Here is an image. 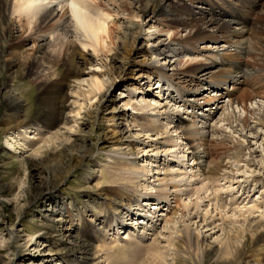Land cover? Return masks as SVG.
<instances>
[{
  "label": "bare ground",
  "instance_id": "obj_1",
  "mask_svg": "<svg viewBox=\"0 0 264 264\" xmlns=\"http://www.w3.org/2000/svg\"><path fill=\"white\" fill-rule=\"evenodd\" d=\"M197 1L200 4L192 7ZM258 1L77 0L80 7L69 8L70 0H0V26L5 37L7 34L11 36L3 57L6 74L15 77L14 74L20 72H16V69H20L23 56L17 53L31 43L33 52L29 55L34 56L33 61L37 63L35 76L50 83L49 113L43 115L41 120L28 116L21 119L22 99L17 97L12 86L4 82L0 84V90L7 89L6 92H9L8 105L13 109L4 131L8 137L10 131L17 133L13 138L19 137L24 144L32 145L33 140L42 139L45 131L59 125L58 131L50 134L49 138L50 142L58 143L55 149L63 150L67 138L58 137L60 129L70 134L77 125L85 124L81 112L89 100H98L97 105L91 108L95 107L99 112L104 101H114L110 100L108 92L114 78L124 71H119L121 67L115 66V54L119 52L112 42L113 30H117V26L113 28L115 22L124 25V32L120 31L123 32L124 42L129 40V36L142 37L146 41L143 60L148 69L143 74L146 75V87H138L136 83L130 86L126 84V88L119 93L125 97L124 107L113 105L108 112L110 116L105 117V121L110 122L108 125L112 128L114 144L107 152L108 157L101 162L100 158H96L92 163L102 166L104 170H113L117 175L113 174L111 178L116 176L118 179L109 180L114 183L115 192L109 195L108 207L96 212L89 223L86 218H80L79 226L87 238L77 240L78 251L84 256L77 264H85L88 259L108 263V254L144 246L149 234L153 235L151 244L154 248L167 251L171 237L166 234L179 222L177 219L180 218L176 215L180 209L186 211L185 216H189L187 221H190L189 236L192 241L205 243L209 235L225 230L216 223L212 213L209 215L208 209L201 213L200 203L207 201L210 206V199L213 198V208L221 210L228 206V200L222 195L209 198L207 191L211 188H206L209 182L201 187L197 183L206 180L217 184L223 180L230 186L237 183L238 187L245 188L250 184L251 177L256 180L259 175L253 170L246 176L232 172L240 171L243 166L247 168L250 163H253L250 166L256 165L254 160L239 163L243 160V151L249 149L254 155L259 150L251 149V145L259 143V146H264V98L257 95L250 99L252 107L249 110H257L261 115L243 127L240 123L243 119L236 114L233 97L234 92L246 88L248 81L246 77L249 74L242 68L248 64L245 52L259 47L254 46L249 33L264 29V23H258L259 20L248 22L245 14V8L249 12L258 9L259 13H264V3ZM99 4L110 5L108 10L115 8L117 11L108 12ZM127 9L132 15L125 14ZM79 21L84 22L83 26ZM206 39L209 41L202 43ZM36 53H41L42 59H38ZM140 53L135 51L132 54L140 56ZM136 56L123 62L124 67L130 63H140L138 65L144 67L142 61L135 59ZM62 60L70 66L63 79L57 82L58 74L53 62ZM79 64H90L92 67L84 70ZM71 78L73 82L80 81L82 84L71 85ZM154 81L158 85V93L155 94L150 91ZM228 81L231 82L228 84L230 86L224 90L223 85ZM257 85L250 86L258 88ZM206 86L214 87L213 91L207 93L206 89L209 88ZM129 109L133 112L130 113ZM216 113L219 115L215 123L210 124L209 118ZM227 129L233 133L239 132L246 140L240 143ZM212 139L231 144L232 151L225 153L223 158L227 162L223 166L209 157V141ZM36 154L40 158L48 156ZM70 155L71 160L77 158L72 151ZM82 157L88 159L90 156L85 154ZM186 158L191 162L186 163ZM261 166L260 169L264 170V160ZM99 172V177L109 179L106 171ZM240 175L245 177L237 179ZM202 188L207 190L204 196ZM149 189L155 193L148 192ZM263 192L264 188L261 190ZM192 194H197L193 203L189 199ZM231 194L228 195L233 201L235 197ZM183 196H187L189 201H184L186 197ZM259 199L260 204L255 206L257 208L264 204V194ZM192 208L195 210L191 212ZM53 221L60 224L69 221L74 226L76 218L73 213L59 209ZM96 221L106 223L100 237L94 228ZM159 222L165 224L164 229L155 233ZM256 223L264 226V215H260ZM60 224L45 232L48 234V246H55L51 249L53 253L48 254L52 256L48 261L51 264L53 260L55 264H76L69 254L60 252L63 249L60 246L66 241L71 243L68 239L73 240L68 233L66 241L64 237H59ZM67 229L70 231L74 228ZM118 229L126 231L124 237L118 236ZM112 230L117 232L114 237ZM259 233V236L249 235V248L264 237V228ZM217 239L215 237V241ZM90 242H96V245ZM104 244L109 245L106 252Z\"/></svg>",
  "mask_w": 264,
  "mask_h": 264
},
{
  "label": "rangeland",
  "instance_id": "obj_2",
  "mask_svg": "<svg viewBox=\"0 0 264 264\" xmlns=\"http://www.w3.org/2000/svg\"><path fill=\"white\" fill-rule=\"evenodd\" d=\"M258 3H264V0H260ZM199 4V1L194 2L192 7ZM99 5L108 12L116 10L115 8L108 10L107 8L110 5ZM129 10L125 11L126 15H132ZM245 14L248 22L249 20L251 22L259 20L258 23H264V13H259L258 9L249 12L248 8H245ZM122 25V22H115L113 28L115 29V26H117V30H113L112 33L113 45L119 50L115 54L117 56L115 66L121 67L119 71L124 69L123 72L114 78L112 87L108 92L110 100L114 99V101H109V99L104 101V106L99 112L95 110V107L91 108L93 105H97L98 100L96 98L89 100L87 102L88 105L81 112V117L85 124L80 123L74 128L73 133L70 134L60 129L58 137L60 139L67 138V143L63 150L55 149L58 143L50 142L49 138L50 134L58 131L59 125L45 131L42 134V139L33 140L32 145L24 144L25 142L17 136L13 138V135H18L15 132L13 133V131H10L11 135L8 137L4 128L8 126L7 118L13 113V109L8 105L9 92H6L7 89L0 90V264H51L48 260L52 256L48 254L53 253L51 249H54L55 246L52 248L48 246L46 241L48 234L45 232L51 231L52 226L57 227L60 224L53 221L59 209L66 213H73L76 218L74 226H71L69 221H64L60 224L59 237L62 239L64 237L66 241L69 237L68 233L73 238V240L68 239L71 243L66 241L64 245L60 246V248H63L60 252L69 254L71 259L74 260L72 262L76 264L83 260L84 256L82 257V254L78 251L77 240H85L87 235L83 228L79 226L80 218H86L89 223V220L94 218L96 212L108 207L107 200L109 195L112 191L115 192L114 183L109 180H114L116 176L114 178H111V176L113 174L117 175V173L113 170H104L102 166L92 163L96 158H100L99 162H101L108 157L109 153L107 152L111 150L114 144L113 132L110 131L112 128L108 125L110 122L105 121V117L110 116L108 112L113 109V105L124 107L125 97L123 95L120 96L119 93L126 88V84L130 86L129 84L133 85L136 83L135 85L138 87H146L144 85L146 75L143 76L148 71L147 63L143 62L146 41L142 37L134 38L129 36V40L124 42L123 32L125 29L124 25ZM249 34L253 43H255L254 46H259V49L254 47L255 50L252 52H245V54L247 53V58L245 57V59L248 64L243 65L242 68L249 74L246 77L247 83L250 85L258 84V88H252L246 83V88L234 92L233 97L236 101L234 107L235 105L237 106L235 111L237 116L242 117L243 120L240 123L243 127H246L250 121H254L256 116L259 117L261 115L257 110L256 112L249 110V107H252L250 99L257 95L262 97V99L264 98V29H257ZM10 37L8 34L6 37L3 35L0 26V84L4 82L12 86L16 91L17 97L19 96L22 99V107L20 108L21 119L28 116L33 120H41L43 115L49 113L48 90L50 83L35 76L37 63L33 61L34 56L29 55V53L33 52L31 43H27L19 51V54L17 53V55L23 56L20 69H16V72L17 70L20 72L14 74L15 77L7 75L3 57L6 53L5 47L11 39ZM208 41L206 39L202 43H207ZM249 45L251 46V44ZM27 49L30 50L28 51ZM135 51L141 52L140 56L133 55L132 53ZM255 53L259 54L255 55ZM36 55L38 59H42L41 53H36ZM132 56H136L135 59L142 61V66H145L140 67L138 65L140 63H130L124 67L125 64L123 62L128 59L132 60ZM53 64L58 74L55 81L59 82L63 79L70 64L63 60L58 63L53 62ZM79 65L84 70H89L92 67L90 64ZM78 83L82 84L80 81ZM78 83L73 82V80L70 81L71 85ZM230 83V81L224 83V90L230 86L228 85ZM157 86L154 81L150 91L154 92V94L158 93ZM206 87L209 88L206 89L207 93H211L214 89L212 86ZM243 90H245V93H242ZM246 109L249 111H246ZM129 112L131 113L133 110L129 109ZM218 115L216 113L209 118L210 124L215 123ZM233 120H236L235 117ZM224 128H227V125H224ZM227 131L236 136L235 139L240 140V143L246 140L239 132L233 133L230 129H227ZM251 141L254 142V140ZM250 147L251 149H258L260 152L258 151L252 155L251 150L245 149L242 156L243 160L239 163L245 164L249 160H254L256 165L250 166L253 164L250 163L247 168L245 166H243L244 168L241 167L240 171L232 170V172L235 171L237 174L240 172V174L245 176L248 173L251 174V170L259 174L256 180L251 177L248 187H238L239 184L237 183L230 186V183H225L223 180L216 182L221 185L212 184L211 181L206 180L199 181V185L197 183V186L201 187L209 182L210 186L209 184L206 185L207 190L211 188L209 189L210 191L206 190L207 195L210 196H208L209 198L213 196L214 198L215 196L221 197L222 195L228 200V206L221 208V210L213 208L215 203V200L212 201L213 198L210 199L211 202L209 201L212 203L210 206H208L207 201L200 203L201 213H205V209H208L209 215L212 213L216 223L224 227L225 230L223 232L217 231L209 235L205 243L192 241L189 236L191 232L190 221H187L189 216H185L186 211L180 209L176 215L180 218L177 219L179 222L170 230V233L166 232V235L169 234L171 237L167 251H164V248H154L151 244L153 235L149 234L144 240V246L108 254V257L106 256L108 258L106 262L108 263H96V261L88 259L85 264H264V237H261V240L252 247L249 248L247 246L249 235L259 236V230L264 228L261 224L256 223L260 219V215H264V204L258 208L255 207L260 204L261 199H259V196L264 194V192L261 193L264 188V170L260 169L262 167L261 161L264 160V146H259V143H256ZM71 151L77 157L74 160L70 159ZM228 151H232L230 143L218 142L214 139L209 141V157L216 159L222 166L227 162L226 158L223 157ZM261 152L263 153L262 155ZM36 153L43 156L48 154V156L40 158ZM85 154L90 157L82 159ZM179 155L181 154L179 153ZM185 162L189 163L191 159L187 160L186 158ZM234 168L236 169L237 166L235 165ZM100 170L106 171L109 179L99 177L101 174ZM245 176L240 175L237 179ZM117 179L118 177H116ZM204 189L202 188L204 193L201 190L203 196L206 194ZM148 192L155 193L152 189H149ZM229 193H232L231 195L235 197L233 201H230ZM191 196L189 199L193 203V201H196L197 194H192ZM183 197H186L184 201H189L187 196ZM194 210L192 208L191 212ZM164 225L163 222H159L156 227L158 229L154 230L155 233L160 231V229H164ZM105 226L106 223L104 222L100 224L99 221H96L94 223V228L98 232L99 237L103 233ZM68 227L74 229L69 231ZM118 232V236H125L126 231L124 229H118ZM111 233H113L114 237L117 232L112 230ZM209 233L211 234V232L206 234ZM109 237L112 236L109 234ZM215 237L218 238L216 241ZM90 243L96 245V242ZM103 246L106 252L109 245L104 244ZM209 246H213V248ZM55 263L56 261L53 260L52 264Z\"/></svg>",
  "mask_w": 264,
  "mask_h": 264
},
{
  "label": "clouds",
  "instance_id": "obj_3",
  "mask_svg": "<svg viewBox=\"0 0 264 264\" xmlns=\"http://www.w3.org/2000/svg\"><path fill=\"white\" fill-rule=\"evenodd\" d=\"M73 7H76V8H79L80 5L77 3V0H70V3H69V8H73ZM80 25L83 26V21H79Z\"/></svg>",
  "mask_w": 264,
  "mask_h": 264
}]
</instances>
